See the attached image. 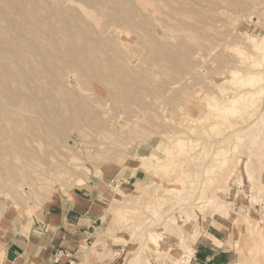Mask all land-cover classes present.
Returning a JSON list of instances; mask_svg holds the SVG:
<instances>
[{"label":"rangeland","instance_id":"1","mask_svg":"<svg viewBox=\"0 0 264 264\" xmlns=\"http://www.w3.org/2000/svg\"><path fill=\"white\" fill-rule=\"evenodd\" d=\"M7 1L0 0V232L9 217L30 215L94 178L112 194L98 264H180L184 251L197 254L209 222L241 251L232 264H264V94L237 111L226 90L235 86L227 81L234 68L249 72L233 47L261 60L250 37H264V0H227L230 8L226 0ZM88 14L100 23L93 26ZM37 23L45 25L41 34ZM95 37L103 42L86 67L77 65L71 44L88 48ZM34 100L43 116L21 112ZM131 162L146 172L145 183L128 193L108 186V173Z\"/></svg>","mask_w":264,"mask_h":264},{"label":"crops","instance_id":"2","mask_svg":"<svg viewBox=\"0 0 264 264\" xmlns=\"http://www.w3.org/2000/svg\"><path fill=\"white\" fill-rule=\"evenodd\" d=\"M146 176L131 162L116 166L106 181L128 193L145 183ZM111 196L102 181L91 178L30 215L9 217L0 232V264H98L99 255L107 251L101 243ZM194 245L197 254L191 264H232L242 256L239 249L229 246L216 222L207 224Z\"/></svg>","mask_w":264,"mask_h":264},{"label":"bare ground","instance_id":"3","mask_svg":"<svg viewBox=\"0 0 264 264\" xmlns=\"http://www.w3.org/2000/svg\"><path fill=\"white\" fill-rule=\"evenodd\" d=\"M7 1V0H6ZM16 1V0H15ZM25 1V0H24ZM31 1V0H30ZM39 1V0H38ZM99 1V0H98ZM104 1V0H103ZM103 1H102V3H103ZM116 1V0H115ZM129 1V0H128ZM196 1V0H195ZM201 1V0H200ZM216 1V0H215ZM241 1V0H240ZM242 1H246V0H242ZM241 1V2H242ZM4 3H5V1H3ZM8 2V1H7ZM6 2V3H7ZM9 2H12V1H10L9 0ZM25 2H27V1H25ZM94 2V1H93ZM101 2V1H100ZM107 2V1H106ZM108 2H109V0H108ZM107 2V3H108ZM110 2H114V0L112 1V0H110ZM123 2V1H122ZM207 2V1H206ZM53 3V2H52ZM59 3V2H58ZM99 3V2H98ZM101 3V4H102ZM117 3H119V1H117ZM125 3V2H124ZM130 3H131V1H130ZM136 3V2H135ZM225 3H231V1H229V2H227V0H226V2ZM243 3V2H242ZM247 3H249V2H247ZM2 4V3H1ZM8 4V3H7ZM11 4V3H10ZM14 4H17V2L16 3H14ZM12 5V6H8L7 8H10V7H12V8H15L14 6L15 5ZM20 4V3H19ZM24 4V3H23ZM27 4V3H26ZM26 4H24L25 6H26ZM51 4V3H50ZM109 4V3H108ZM114 4V3H113ZM112 4V5H113ZM167 4H168V2H167ZM208 4V3H207ZM5 5V4H4ZM9 5V4H8ZM55 5V4H54ZM87 5V4H86ZM92 5V4H91ZM118 5V4H117ZM216 5V4H215ZM218 5H219V3H218ZM229 5V4H228ZM228 5H226V6H228ZM233 5V4H232ZM17 6H19V5H17ZM24 6V8H26ZM32 6V5H31ZM98 6H101V5H98ZM173 6V5H172ZM186 6V5H185ZM246 6V5H245ZM94 7V6H93ZM112 7H114V8H112V10H114L115 9V5H113ZM162 7V6H161ZM235 7V6H234ZM5 8V7H4ZM22 8V7H21ZM31 8V7H30ZM33 8V7H32ZM88 9H91V8H89V7H87ZM215 8V7H214ZM228 8H230V5H229V7ZM240 8V7H239ZM248 7L246 6V9H247ZM252 8V7H251ZM15 9H17V8H15ZM15 9H13L14 11H15ZM19 9L20 8H18V10L17 11H15V12H17V13H19L20 14V11H19ZM34 9V8H33ZM77 9V8H76ZM93 9V8H92ZM119 9H120V11H122V8H121V6H119ZM118 9V10H119ZM198 9V8H197ZM196 9V10H197ZM9 10H11L12 11V9L10 8ZM25 10H28L27 8L25 9ZM25 10H24V12H25ZM38 10V9H37ZM116 10V9H115ZM117 10V11H118ZM217 10V9H216ZM235 10H236V7H235ZM240 10V9H239ZM6 11H8V10H6ZM10 11V12H11ZM19 11V12H18ZM22 11H23V9H22ZM29 11V10H28ZM32 11V10H31ZM30 11V12H31ZM103 11H105V10H103ZM9 12V11H8ZM7 12V13H8ZM13 12V11H12ZM24 12H22V14L24 13ZM29 12V13H30ZM38 12V11H37ZM41 12V11H40ZM240 12V11H239ZM7 13H5V14H7ZM16 13V14H17ZM26 13H27V16L28 17H30L28 14V12L26 11ZM95 13V12H94ZM94 13H92V14H94ZM111 13V12H110ZM131 13V12H130ZM225 12H223V14H224ZM232 13V12H231ZM8 14H10V13H8ZM12 14V13H11ZM43 14H45V13H43ZM92 14H88L90 17V19H91V17H92V19L95 21V22H93L92 24H93V26H94V24H96V25H98L99 23H100V18H94L95 16H93ZM97 14V13H96ZM105 14V13H104ZM120 14V13H119ZM193 14V13H192ZM229 14V13H228ZM233 14V13H232ZM30 15H31V13H30ZM37 15H38V13H37ZM47 15V14H46ZM45 15V16H46ZM112 15H113V13H112ZM134 15V14H133ZM212 15V14H211ZM230 15V14H229ZM254 15V14H253ZM16 16V15H15ZM98 16V15H97ZM103 16V15H102ZM110 16V15H109ZM114 16V15H113ZM116 17H114V18H117V16L118 15H115ZM231 16H233V15H231ZM20 17V16H19ZM43 17H44V15H43ZM132 17V16H131ZM210 17V16H209ZM32 19H34L35 18V15H34V18L33 17H31ZM41 20V18L40 17H37V20L39 21V19ZM46 18V17H45ZM85 18V17H84ZM133 18V17H132ZM185 18V17H184ZM212 18H215L214 17V15L212 16ZM227 18V17H226ZM4 19V18H3ZM13 19V20H12ZM12 22L14 21V17H12ZM21 19V18H20ZM32 19H30V18H28V20H31V22L30 23H32ZM86 19H88V18H86ZM89 19V20H90ZM107 19V18H106ZM105 19V20H106ZM110 19V18H109ZM112 19V18H111ZM118 19V18H117ZM130 19V18H129ZM142 19V18H141ZM159 19H161V18H159ZM164 19V18H163ZM218 19V18H217ZM222 19V18H221ZM225 19V18H224ZM2 20V19H1ZM10 20V19H9ZM26 20V19H25ZM36 20V21H37ZM43 20V19H42ZM48 20V19H47ZM84 20V19H83ZM102 20V19H101ZM105 20H103V21H105ZM116 20V19H115ZM178 20H179V18H178ZM181 20V19H180ZM229 20V19H228ZM4 21H6V20H4ZM17 21V20H16ZM24 21V20H23ZM34 21V20H33ZM44 21V20H43ZM136 21V20H135ZM164 21H166L165 19H164ZM163 21V22H164ZM172 21V20H171ZM230 21V20H229ZM45 22V21H44ZM47 22V21H46ZM45 22V23H46ZM82 22H84L85 23V20L84 21H82ZM90 22H92V21H90ZM106 22H107V20H106ZM10 23V22H9ZM16 23H18V22H16ZM20 23H21V21H20ZM19 23V25L21 26V24ZM24 23V22H23ZM39 24H40V21L38 22ZM38 23H37V25L36 26H38ZM41 23H42V21H41ZM101 23H103V22H101ZM133 23V22H132ZM131 23V24H132ZM171 23V22H170ZM196 23V22H195ZM221 23V22H220ZM7 24V23H6ZM11 24H13V23H11ZM81 24H83V23H81ZM81 24H79V25H81ZM88 24V23H87ZM87 24H86V26L83 24V26H85L84 28H85V31H86V28H88L89 30L91 29V27H93V26H91L90 24H88V26L90 27H87ZM173 24V23H172ZM175 24H176V22H175ZM184 24V23H183ZM16 25H18V24H16ZM18 25V26H19ZM33 25V24H32ZM163 25H164V23L162 24V27H163ZM168 25V24H167ZM5 26V25H4ZM7 26V25H6ZM13 26H14V24H13ZM12 26V27H13ZM19 26V27H20ZM35 26V27H36ZM42 24H41V28L39 27V32L41 31L40 29H42ZM45 26V25H44ZM43 26V27H44ZM30 27H31V25H30ZM29 27V28H30ZM34 26H32V28H33ZM34 27V28H35ZM98 27V26H97ZM113 27V26H112ZM147 27V26H146ZM169 27H171V26H169ZM222 27V26H221ZM224 27V26H223ZM33 28V29H34ZM177 28V27H176ZM180 28V27H179ZM10 29V28H9ZM21 29V28H20ZM32 29V30H33ZM44 29H45V27H44ZM88 29H87V31H86V33L88 32ZM94 29H97V28H94ZM98 29H100V25H99V27H98ZM184 29V28H183ZM214 29V28H213ZM222 29V28H221ZM220 29V30H221ZM28 29H26V30H24V32H22L23 34L25 33V31H27ZM43 30V29H42ZM46 30V29H45ZM78 30H79V28H78ZM224 30H226V29H224ZM231 30V29H230ZM11 31V30H10ZM22 31V30H21ZM20 31V32H21ZM35 31H37V29L35 30ZM34 30L31 32V34L33 33V32H35ZM37 31V32H38ZM97 31V30H96ZM95 31V32H96ZM108 31V30H107ZM185 31V30H184ZM188 31H189V29H188ZM223 31V30H222ZM222 31H220L221 33H222ZM229 31V30H228ZM233 31V30H232ZM7 32V31H6ZM29 32H30V30H29ZM28 32V33H29ZM36 32V33H37ZM38 32V33H39ZM48 32V31H47ZM80 32V31H79ZM105 32H106V30H105ZM216 32H217V30H216ZM224 32V31H223ZM46 33V32H45ZM52 33V32H51ZM74 33V32H73ZM92 33L93 34H95L94 33V30H92ZM92 33H89L88 32V34L90 35V34H92ZM97 33H98V31H97ZM110 33V32H109ZM144 33V32H143ZM40 34H41V32H40ZM44 34V33H43ZM42 34V35H43ZM106 34V33H105ZM113 34V33H112ZM227 34V33H226ZM35 35V34H34ZM38 35V34H37ZM37 35H35L34 37H37ZM48 35H50V34H48ZM76 35V34H75ZM101 35V34H100ZM107 35V34H106ZM23 36H25V35H23ZM32 36V35H31ZM39 36V35H38ZM84 36V35H83ZM91 36V35H90ZM94 36V35H93ZM103 37H104V35H102ZM233 36V35H232ZM43 37H45V36H43ZM54 37V36H53ZM59 37V36H58ZM97 37V36H96ZM90 38V40L88 41V43H87V45H88V48H84V46L83 47H77L76 46V44L78 45V42L80 41H76V39H75V41L77 42L76 44L75 43H72V41L71 42H68L69 44L70 43H72L71 44V47H72V49H75L76 50V53H74L73 54V59L74 60H76V64L77 65H79V66H81V67H86L87 66V61H86V57H89L88 55L89 54H93L94 53V51H95V46L96 45H100V43L101 42H103L102 41V39H101V37L99 38V39H97V38ZM107 37H109V36H107ZM217 37V36H216ZM228 37H229V35H228ZM17 39H18V37H16ZM15 38V39H16ZM33 38V37H32ZM38 38V37H37ZM47 38V37H46ZM55 38V37H54ZM62 38V37H61ZM74 37H72L71 39H73ZM75 38H81L80 36L79 37H75ZM84 38H85V36H84ZM160 38V37H159ZM196 38V37H195ZM220 38V37H219ZM223 38H224V36H223ZM251 39V42H253L254 43V47L257 49V50H259L261 53H259L260 54V59L261 60H263V62L261 61V60H259V59H256V56H254L252 53H247L244 49H240V48H237V47H233L234 48V50L237 52V53H240L241 55H242V57H241V61H240V63L242 64V65H248L249 67H248V69H249V72H248V74H247V76L246 75H243V73L241 72V70L239 69V68H234V70H233V73H232V77L231 78H228L227 79V81H228V84L230 83V85L232 84V85H235L236 86V84L237 85H239L240 86V88H241V86L242 87H246L247 88V90H245L244 92H240V93H238L237 91H239V89L238 90H236L235 89V86H232V87H230V88H228L229 87V85H228V87H227V96H229V97H232V98H235V100L234 99H232V102L233 103H236L237 105H238V110L237 111H239L240 109H241V107H240V105H241V103H243V102H245L247 99H252V100H254L255 101V99L257 98V97H260L262 94H264V87H260V86H257L259 83H264V37L263 38H257V37H255V36H251L250 37ZM10 39V38H9ZM12 39V38H11ZM43 40H44V38H42ZM42 39H41V41H42ZM48 39V38H47ZM70 39V40H71ZM110 39V38H109ZM237 39H238V37H237ZM65 40V39H64ZM85 40V39H84ZM7 41V40H6ZM10 41V40H9ZM8 41V42H9ZM36 41H39V40H37L36 39ZM57 41V40H56ZM106 41V40H105ZM108 41V40H107ZM111 41V40H110ZM237 41V40H236ZM28 42V41H27ZM42 42H44V41H42ZM61 42V44H63L62 42V40L61 41H59V43ZM65 42H67V41H65ZM81 42V41H80ZM37 43V42H36ZM67 43V45H69ZM6 44H8L7 42H6ZM80 44V43H79ZM85 44H86V42H85ZM110 44V43H109ZM112 44V43H111ZM129 44V43H128ZM25 45H26V43H25ZM40 45V42H39V44H38V46ZM57 45V44H56ZM81 45V44H80ZM103 45V44H102ZM204 45V44H203ZM3 46V45H2ZM14 46V45H13ZM19 46V45H18ZM1 47V46H0ZM28 47V46H27ZM211 47V46H210ZM214 47V46H213ZM213 47H212V51H214L213 50ZM223 47V46H222ZM19 48V47H18ZM23 48V47H22ZM30 49H31V47H29ZM41 48V47H40ZM66 48V47H65ZM218 48H219V46H218ZM28 49V48H27ZM26 49V50H27ZM33 49V48H32ZM60 49V48H59ZM71 49V48H70ZM88 49V50H87ZM192 49V48H191ZM9 50V49H8ZM23 50V49H22ZM25 50V49H24ZM63 50V49H62ZM97 50V49H96ZM174 50V49H173ZM19 51V50H18ZM70 51V50H69ZM98 51V50H97ZM112 51V50H111ZM199 51H200V49H199ZM210 51V50H209ZM29 52V51H28ZM60 52V51H59ZM101 52V51H100ZM224 53H225V51H223ZM12 53V52H11ZM181 53V52H180ZM198 53V52H197ZM223 53V54H224ZM8 54L10 55V51L8 52ZM28 54V53H27ZM35 54V53H34ZM97 54V53H96ZM99 54V53H98ZM150 54V53H149ZM184 54V53H183ZM195 54V53H194ZM199 54H201V53H199ZM210 53H208V55H209ZM233 54H236V53H233ZM19 55V54H18ZM51 55V54H50ZM100 55V54H99ZM113 55V54H112ZM186 55V54H185ZM207 55V56H208ZM221 55V54H220ZM226 55V54H225ZM232 55V54H231ZM24 56H26V54L24 55ZM34 56V55H33ZM52 56V55H51ZM122 56V55H121ZM184 56V55H183ZM198 56H200V55H198ZM197 56V57H198ZM202 56V55H201ZM211 56V55H210ZM209 56V57H210ZM224 56V55H223ZM228 56V55H227ZM235 56H237V55H235ZM16 57V56H15ZM21 57V56H20ZM48 58H49V56H47ZM71 56H69V60L71 59L70 58ZM96 57V56H95ZM98 57V56H97ZM186 58H187V56H185ZM205 57L206 56H204V59H205ZM213 57V56H212ZM22 58V57H21ZM60 58H61V54H60ZM93 58V57H92ZM100 58V57H99ZM225 58H226V56H225ZM230 58H232V57H230ZM234 58V57H233ZM232 58V59H233ZM238 58V57H237ZM237 58H236V61H237ZM38 58H36V61H38L37 60ZM63 59V58H62ZM202 59V58H201ZM231 59V60H232ZM240 58H238V60H239ZM22 60V59H21ZM46 60L48 61V59L46 58ZM50 60V59H49ZM87 60H89V59H87ZM93 60H95L94 58L92 59V61ZM99 60V59H98ZM115 60V59H114ZM198 59H196V61H197ZM200 60V59H199ZM25 61V60H24ZM50 61H52V60H50ZM62 62V61H61ZM192 62V61H191ZM233 62V61H232ZM20 63V62H19ZM50 62L48 61V64H49ZM52 63V62H51ZM101 63V62H100ZM98 64V69H99V66H101V64ZM112 63V62H111ZM147 63V62H146ZM226 63H229V62H225V64ZM230 63H231V61H230ZM90 64H93V62L92 63H90ZM106 64H107V62H106ZM194 64V63H193ZM236 64V63H235ZM105 65V64H104ZM6 66V65H5ZM13 66V65H12ZM41 66V65H40ZM53 66V65H52ZM68 66V65H67ZM14 67V66H13ZM106 67H108V66H104V69L106 70ZM1 68V67H0ZM101 68V67H100ZM155 68H156V65H155ZM157 68H158V66H157ZM39 69V68H38ZM54 69V67L52 68V70ZM69 69H71V68H69ZM93 69V68H92ZM128 69V68H127ZM150 69V68H149ZM173 69V68H172ZM55 70V69H54ZM64 70V69H63ZM72 70V69H71ZM81 70V69H80ZM84 70H86V69H84ZM89 70H90V67H89ZM3 71V70H2ZM40 72H41V70H39ZM38 71V72H39ZM70 71V70H69ZM87 71V70H86ZM98 71V70H97ZM97 71H96V73H97ZM155 71V69L153 70V72ZM158 71V70H157ZM44 72V71H43ZM93 72H94V70H93ZM106 72H108V71H106ZM129 72V71H128ZM172 72H173V70H172ZM1 73V72H0ZM88 73V72H87ZM98 73H102V72H98ZM110 73V72H109ZM163 73V72H162ZM175 73V72H174ZM90 74H91V70H90ZM103 74H105L104 72H103ZM166 74V73H165ZM224 74V73H223ZM228 74V73H227ZM48 75H49V73H48ZM74 75V73H72V76ZM83 75H85V74H83ZM102 74H100V76H101ZM24 76V75H23ZM22 76V78H24ZM32 76V75H31ZM40 76H41V74H40ZM68 76V75H67ZM87 76V75H86ZM99 76V75H98ZM115 76V75H114ZM135 76V75H134ZM187 76V75H186ZM0 77H1V75H0ZM44 77H46V76H42V79L44 78ZM74 77V76H73ZM105 77V76H104ZM137 77V76H136ZM2 78V77H1ZM22 78L20 79V80H22ZM90 78V77H89ZM103 78V77H102ZM26 79V78H25ZM25 79H24V81H25ZM39 79V78H38ZM42 79H40V84H41V80ZM48 79V78H47ZM68 79V78H67ZM2 80V79H1ZM0 80V81H1ZM16 80V79H15ZM3 81H4V79H3ZM3 81H1L2 83H3ZM6 81V80H5ZM9 81V80H8ZM47 81V80H46ZM77 81V80H76ZM100 81H101V79H100ZM104 81V80H103ZM107 81V80H106ZM106 81H104V82H106ZM136 81V80H135ZM178 81H179V79H178ZM102 82V81H101ZM171 82H172V80H171ZM174 82V81H173ZM172 82V83H173ZM176 82V81H175ZM8 83V82H7ZM16 83H17V81H16ZM21 83H22V81H21ZM29 83V82H28ZM80 83H82V80H81V82ZM90 83V85H91V82H89ZM137 83H138V81H137ZM39 84V85H40ZM42 85H44L43 84V81H42ZM107 85V84H106ZM172 85V84H171ZM108 87V86H107ZM185 86H183V88H184ZM234 87V88H233ZM237 87V86H236ZM15 88H17V87H15ZM226 88V87H225ZM253 88H258L257 89V91H254V92H252L253 91ZM2 89V88H1ZM21 89V88H20ZM33 89V88H32ZM50 89V88H49ZM111 89V88H110ZM148 89V88H147ZM181 89V88H180ZM186 90H187V88H185ZM184 89V90H185ZM24 91H26V88H25V90ZM53 92V91H52ZM64 92V91H63ZM182 92V91H181ZM22 93V92H21ZM183 93V92H182ZM85 94V93H84ZM7 95V94H6ZM15 95H17V98L19 97L18 95H19V93L18 94H14V97H12L14 100H15ZM36 95H37V93H36ZM40 95V94H39ZM88 95V94H87ZM4 96V95H3ZM30 96V95H29ZM38 96V95H37ZM123 96V95H122ZM23 97V96H22ZM31 97V96H30ZM88 97V96H87ZM5 98H6V96H5ZM11 98V99H12ZM25 98H27V97H25ZM124 98H125V96H124ZM28 99V98H27ZM31 99H32V97H31ZM36 99V98H35ZM47 99V98H46ZM46 99H44V100H46ZM83 99V98H82ZM8 100V99H7ZM9 100H10V98H9ZM8 100V101H9ZM13 100V101H14ZM11 101V100H10ZM12 101V104H14V102ZM37 101H39V100H37ZM47 101H48V99H47ZM110 101V100H109ZM108 101V102H109ZM5 102H6V100H5ZM28 102V101H27ZM42 102V101H41ZM45 103H46V101H45ZM10 104V103H9ZM22 104V103H21ZM36 102H35V100L33 101V102H30V104H29V106L28 107H22V111L21 112H25V111H31L32 109H34V112H36L37 111V113H38V110H36ZM47 104V103H46ZM45 104V105H46ZM110 104V103H109ZM54 105H55V103H54ZM108 105V104H107ZM47 106V108H48V106H50V104L49 105H46ZM109 106V105H108ZM108 106H105V107H108ZM104 107V106H103ZM111 107H113V106H111ZM20 109H21V107H20ZM38 109V108H37ZM1 110H2V108H1ZM74 110V109H73ZM103 110V109H102ZM143 110V109H142ZM104 111V110H103ZM2 112V111H1ZM39 112H41V111H39ZM111 112V111H110ZM20 113V112H19ZM77 113V112H76ZM75 113V114H76ZM230 113H233L232 114V116L235 114L234 112H230ZM39 115H41V116H43V113L41 112V113H38ZM2 115H3V113H2ZM78 115V114H77ZM82 115V114H81ZM123 115V114H122ZM4 116V115H3ZM120 116V115H119ZM15 118H16V116H14ZM49 117V116H48ZM53 117V116H52ZM122 117V116H121ZM3 118V117H2ZM22 119H23V116L21 117ZM54 118V117H53ZM119 118V117H118ZM25 119V118H24ZM30 119V118H29ZM146 119V118H145ZM5 120V119H4ZM31 120V119H30ZM47 120V119H46ZM55 120V119H54ZM76 120V119H75ZM6 121V120H5ZM27 121H29V120H27ZM25 122L26 124L28 123V122ZM43 121V120H42ZM48 121V120H47ZM9 122V121H8ZM31 122V121H30ZM30 122L28 123V124H30ZM52 122V121H51ZM139 122V121H138ZM40 123V122H39ZM43 123V122H42ZM58 123V122H57ZM62 123V122H61ZM23 124V123H22ZM27 124V125H28ZM41 124V123H40ZM39 124V125H40ZM44 124V123H43ZM49 124V123H48ZM65 124V123H64ZM50 125V124H49ZM58 125V124H57ZM61 125V124H60ZM213 125V124H212ZM53 126H54V124L53 125H51V127L53 128ZM147 126H148V124H147ZM215 126V125H214ZM4 127V126H3ZM8 128H10L9 126H7ZM13 127V126H12ZM40 127V126H39ZM144 127V126H143ZM209 127V126H208ZM14 128V127H13ZM62 128V127H61ZM60 127H59V129H61ZM210 128V127H209ZM212 128L214 129L215 127H213L212 126ZM228 128H230V126H228ZM16 129H17V126H16ZM22 129V128H21ZM31 129V128H30ZM147 129V128H146ZM213 129H211V130H213ZM225 129V128H224ZM11 130V129H10ZM22 130H24V129H22ZM32 131H33V128L31 129ZM64 130H65V128H64ZM136 130V129H135ZM209 130V129H208ZM3 131V130H2ZM16 131V130H15ZM18 131V130H17ZM62 131V130H61ZM21 132V131H20ZM34 132V131H33ZM54 132H56V131H54ZM1 133H3V132H1ZM18 133V132H17ZM16 133V134H17ZM22 133V132H21ZM25 133V132H24ZM40 133H42V132H40ZM45 133V132H44ZM64 133V132H63ZM4 134V133H3ZM26 134V133H25ZM30 133H28V135H29ZM214 134V133H213ZM219 134V133H218ZM6 135H8V133L6 134ZM20 135V134H19ZM27 134H26V136L27 137H29ZM32 135V134H31ZM59 135V134H58ZM103 135V134H102ZM34 136V135H33ZM208 136V135H207ZM4 137V136H3ZM2 137V138H3ZM57 137V136H56ZM1 138V137H0ZM1 138V140H3ZM31 138V137H30ZM29 138V140H31ZM41 138V137H40ZM103 138V137H102ZM106 138V137H105ZM241 135H239L238 137H236V139L237 140H241ZM66 139V138H65ZM28 140V139H27ZM28 140V141H29ZM21 141H22V139H21ZM27 142V141H26ZM5 143V142H4ZM22 143V142H21ZM24 143V142H23ZM44 143V142H43ZM1 144V143H0ZM3 144V143H2ZM1 144V145H2ZM11 144V143H10ZM31 144H35V143H32V141H31ZM177 144H179L181 147H183L184 146V144H185V142L183 141V139H177ZM13 145V144H12ZM18 145V144H17ZM28 146V145H27ZM1 147H3V146H1ZM8 147V146H7ZM32 147V146H31ZM1 149V148H0ZM166 151H167V149H165ZM34 151V150H33ZM170 151L171 150H169L168 149V153H170ZM218 152L219 151H217L216 152V156H217V154H218ZM219 155V154H218ZM41 156V155H40ZM144 156H142V158H143ZM227 157L228 156H224V160H223V162H225L226 161V159H227ZM29 160V159H28ZM30 161V160H29ZM2 162V161H1ZM156 171V170H155ZM175 188V187H174ZM171 190H172V188H171ZM136 258H139V256H137Z\"/></svg>","mask_w":264,"mask_h":264},{"label":"built area","instance_id":"4","mask_svg":"<svg viewBox=\"0 0 264 264\" xmlns=\"http://www.w3.org/2000/svg\"><path fill=\"white\" fill-rule=\"evenodd\" d=\"M195 258V252L194 251H184L182 254V258L180 261V264H191L193 259Z\"/></svg>","mask_w":264,"mask_h":264}]
</instances>
